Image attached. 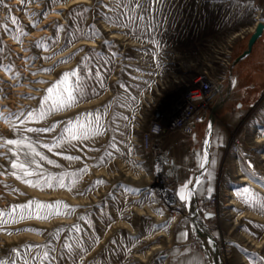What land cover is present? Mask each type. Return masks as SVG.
<instances>
[{
    "label": "rangeland",
    "instance_id": "obj_1",
    "mask_svg": "<svg viewBox=\"0 0 264 264\" xmlns=\"http://www.w3.org/2000/svg\"><path fill=\"white\" fill-rule=\"evenodd\" d=\"M143 15L133 0H0V264H171L190 250L205 264H264V57L248 75L233 69L230 103L197 126L191 170L208 162L195 216L182 185L165 190L179 140L154 155L137 145L181 93L140 64L158 37Z\"/></svg>",
    "mask_w": 264,
    "mask_h": 264
},
{
    "label": "built area",
    "instance_id": "obj_2",
    "mask_svg": "<svg viewBox=\"0 0 264 264\" xmlns=\"http://www.w3.org/2000/svg\"><path fill=\"white\" fill-rule=\"evenodd\" d=\"M261 1L165 0L163 14L157 12L159 28L155 33L158 37L153 39L157 43L144 47L149 55L142 56L140 64L160 68L157 72L161 81L173 80V77L180 80V86L186 88L185 101L171 107L169 113L162 112L151 118L140 133L137 145L142 153L154 155L167 136H174L181 143L185 158L167 181L165 190L170 196L190 178L197 126L209 124L230 103L234 50L238 43L250 37L259 22H264ZM183 106L185 110L180 112ZM175 113L179 115L172 118ZM206 164L203 169L199 166L192 171L194 179L187 189L190 192L196 190ZM186 198L188 201L189 196Z\"/></svg>",
    "mask_w": 264,
    "mask_h": 264
},
{
    "label": "crops",
    "instance_id": "obj_3",
    "mask_svg": "<svg viewBox=\"0 0 264 264\" xmlns=\"http://www.w3.org/2000/svg\"><path fill=\"white\" fill-rule=\"evenodd\" d=\"M242 43V42H240ZM238 43V44H240ZM237 44V45H238ZM264 48V34L262 36V38L259 40V42L256 43V45L254 46V49L251 53V55L244 61H242L241 63H239L237 66H235V69L237 67H241V71L245 73V75H248L249 72H251L253 70V67L256 64L260 63V60L262 59V57H264V54L262 55V49ZM245 49V48H244ZM243 49V50H244ZM236 58V57H235ZM240 73L233 71L232 72V83H233V87H232V96H234L235 90H234V83H237V80H239L240 78ZM262 85V81L254 80L253 83H250L249 85H246L243 87V91L241 92V95L239 96L241 99H247L250 95L251 92H253L254 90H257L259 88H261ZM238 92V90H237ZM218 130V128H217ZM209 188L212 189V183L208 184L206 187V190H208ZM189 196V199L190 200ZM193 199V197H192ZM194 203V201H193ZM194 206H192V204L190 203V208L193 209V207L195 208V204H193ZM196 210V208H195ZM182 235L183 238V234H180V237ZM183 240H181L180 242H182ZM171 264H205V258L204 255L197 250H190L182 255H180L179 257H177Z\"/></svg>",
    "mask_w": 264,
    "mask_h": 264
},
{
    "label": "snow or ice",
    "instance_id": "obj_4",
    "mask_svg": "<svg viewBox=\"0 0 264 264\" xmlns=\"http://www.w3.org/2000/svg\"><path fill=\"white\" fill-rule=\"evenodd\" d=\"M146 2L147 0H145V3H141L140 0H133V3L136 4L137 9L142 10L144 12L145 15L140 16L139 18L141 20L146 19L149 15L151 16V22H150V26L153 30H157L159 28V22L156 20V12H160L161 14H163V10H164V5H165V0H152V5H155L154 7L152 6H146ZM149 7H151V12L149 11ZM161 20H163V15H161ZM152 43H157L156 41H152ZM67 75V74H66ZM72 75H75V73H72ZM42 82V81H41ZM49 92L52 91V89H48ZM29 117H31V113L28 114ZM55 125H53V127H43V128H28L27 131L28 132H51L53 131ZM262 131H264V129H262ZM86 138V137H85ZM9 144H19L20 141L18 140H8ZM205 145L208 144V141L204 142ZM51 151V149H49ZM33 151H35L33 149ZM36 155H39V153H36ZM72 159H79V157H71ZM42 159H47L46 157H42ZM208 162L207 160V156L205 155L204 161L200 164V168L203 169L205 164ZM215 161H213L214 163ZM48 163H52L51 160H48ZM13 167H16L15 164H13ZM21 168H23V165H20ZM210 176V174H209ZM27 183H32V181H26ZM62 183V182H61ZM192 183L191 181H189L188 183H185L182 185V187L180 188V192H179V198L181 201H184L186 199V194H185V190L188 189L189 184ZM197 183H199V181H197ZM209 192L212 191L211 188L208 189ZM247 191V189H246ZM191 192L189 191L187 193L188 196H191ZM37 207H44L43 205H37ZM211 242V241H210Z\"/></svg>",
    "mask_w": 264,
    "mask_h": 264
},
{
    "label": "water",
    "instance_id": "obj_5",
    "mask_svg": "<svg viewBox=\"0 0 264 264\" xmlns=\"http://www.w3.org/2000/svg\"><path fill=\"white\" fill-rule=\"evenodd\" d=\"M263 34H264V22H259L257 24L254 32L248 38L247 43H246V47L243 50V52L240 55H238L236 58H234V60L232 62V69H234L235 66H237L242 61L246 60L251 55V53L254 49V46L262 38ZM214 216L215 215L212 213H205L203 215V218L205 220H210V219L214 218Z\"/></svg>",
    "mask_w": 264,
    "mask_h": 264
},
{
    "label": "bare ground",
    "instance_id": "obj_6",
    "mask_svg": "<svg viewBox=\"0 0 264 264\" xmlns=\"http://www.w3.org/2000/svg\"><path fill=\"white\" fill-rule=\"evenodd\" d=\"M78 2V1H77ZM182 69H185V68H182ZM187 69H192V68H187ZM180 80H177V78L176 77H173V80H171L170 82H172L173 84H171L170 86H172V87H176L177 88V90H179V91H181V93H179V96L176 98V100L173 102V104H172V106H170V107H174V106H177V105H179V104H181L183 101H185V93H186V88H185V86H180V82H179ZM171 94V93H170ZM185 110V107L183 106V108H180V112H183ZM168 113H169V111H167ZM179 115V113H175V114H172V118H174V117H176V116H178ZM167 121L169 120V119H166ZM241 182H244V183H249L250 184V182L247 180V179H245V178H242L241 179ZM252 185V184H251ZM189 202L192 204V206H194L193 204V199H192V197H190V200H189ZM192 214H194L195 215V209H194V207H193V209H192ZM196 216V215H195ZM196 221V225L198 226V228H201V225H200V223H199V220H198V218L196 217V219H195ZM210 243V242H209ZM209 251H207L208 252V255L210 256V257H212V254H214V247H210L209 249H208Z\"/></svg>",
    "mask_w": 264,
    "mask_h": 264
},
{
    "label": "trees",
    "instance_id": "obj_7",
    "mask_svg": "<svg viewBox=\"0 0 264 264\" xmlns=\"http://www.w3.org/2000/svg\"><path fill=\"white\" fill-rule=\"evenodd\" d=\"M203 187H204V184H202V185H201V184L198 185L197 188H196V192L198 193L199 190H203ZM197 197H198V196H197Z\"/></svg>",
    "mask_w": 264,
    "mask_h": 264
}]
</instances>
